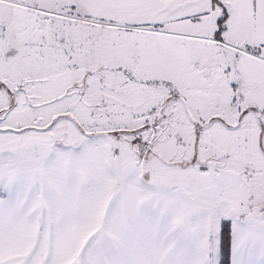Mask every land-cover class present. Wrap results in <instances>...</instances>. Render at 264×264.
Here are the masks:
<instances>
[{"label": "snow or ice", "instance_id": "1", "mask_svg": "<svg viewBox=\"0 0 264 264\" xmlns=\"http://www.w3.org/2000/svg\"><path fill=\"white\" fill-rule=\"evenodd\" d=\"M0 264H264V0H0Z\"/></svg>", "mask_w": 264, "mask_h": 264}]
</instances>
